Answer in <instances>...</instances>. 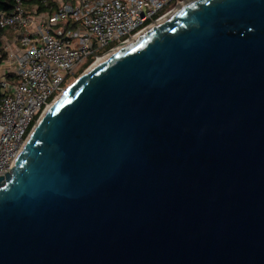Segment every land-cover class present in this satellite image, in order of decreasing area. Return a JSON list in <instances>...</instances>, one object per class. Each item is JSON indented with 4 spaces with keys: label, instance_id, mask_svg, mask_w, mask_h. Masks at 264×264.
Wrapping results in <instances>:
<instances>
[{
    "label": "water",
    "instance_id": "95a60500",
    "mask_svg": "<svg viewBox=\"0 0 264 264\" xmlns=\"http://www.w3.org/2000/svg\"><path fill=\"white\" fill-rule=\"evenodd\" d=\"M0 264H264V0H192L66 87L0 177Z\"/></svg>",
    "mask_w": 264,
    "mask_h": 264
},
{
    "label": "built area",
    "instance_id": "2783aa9c",
    "mask_svg": "<svg viewBox=\"0 0 264 264\" xmlns=\"http://www.w3.org/2000/svg\"><path fill=\"white\" fill-rule=\"evenodd\" d=\"M26 1L18 0L10 15L0 14V29L12 33L1 38L0 177L87 58L93 57L90 67L192 0H45L44 11Z\"/></svg>",
    "mask_w": 264,
    "mask_h": 264
},
{
    "label": "trees",
    "instance_id": "16d2710c",
    "mask_svg": "<svg viewBox=\"0 0 264 264\" xmlns=\"http://www.w3.org/2000/svg\"><path fill=\"white\" fill-rule=\"evenodd\" d=\"M17 1L18 0H0V14H6V15H10L14 10H15V7L17 5ZM45 0H28L26 1L29 5L30 4H38L39 5V8L38 10L39 11H44L45 8L43 6V2ZM11 32L9 31H5V30H2L0 29V62H2L4 59H5V56L6 54L4 53V51L2 50V43H1V38L6 35V36H9ZM90 64V62L85 66V67H82L83 68H86L88 65ZM81 69V70H82ZM1 93H0V102H1Z\"/></svg>",
    "mask_w": 264,
    "mask_h": 264
},
{
    "label": "rangeland",
    "instance_id": "374dc122",
    "mask_svg": "<svg viewBox=\"0 0 264 264\" xmlns=\"http://www.w3.org/2000/svg\"><path fill=\"white\" fill-rule=\"evenodd\" d=\"M27 8V7H26ZM11 32V31H10ZM9 37H12V33H10L9 34ZM115 46V44H112V45H110V46H108V47H105V48H101V49H98L96 52H95V54L96 55H101V54H103V53H105L106 51H108L110 48H112V47H114ZM114 50V49H113ZM112 50V51H113ZM102 57H104V56H102ZM5 60V59H4ZM93 60V57L91 56V57H89V58H87L86 60H85V63H84V65L82 66V67H85L90 61H92ZM4 66L6 65V64H3ZM81 67V68H82ZM91 67V66H90ZM89 67V65L86 67V68H83L82 70H81V68L78 70V71H76L72 76H68L67 78H66V80H65V82H64V84H63V86H66L67 85V87L72 83V82H74L78 77H80V76H82L83 74H85L86 73V71L90 68ZM73 77V78H72ZM66 88V87H65Z\"/></svg>",
    "mask_w": 264,
    "mask_h": 264
},
{
    "label": "bare ground",
    "instance_id": "6f19581e",
    "mask_svg": "<svg viewBox=\"0 0 264 264\" xmlns=\"http://www.w3.org/2000/svg\"><path fill=\"white\" fill-rule=\"evenodd\" d=\"M172 16V15H171ZM171 16H169V17H171ZM168 17V18H169ZM168 18H165V19H163L160 23H163L164 21H166ZM150 29V28H149ZM148 30V29H147ZM146 30V31H147ZM142 33H144V32H142ZM142 33H140L139 35H137L135 38H133V39H130L129 41H127V42H125L124 44H122L120 47H122V46H124V45H128V44H130L132 41H134L136 38H138L140 35H142ZM117 49V48H116ZM115 51V49L113 50V51H111V52H109L108 54H106L104 57H99L95 62H93V64L91 65V67L86 71V73L90 70V69H93V68H95V67H97L100 63H102L103 61H105L110 55H112V53ZM84 75V74H83ZM82 75V76H83ZM81 76V77H82ZM50 105L51 104H49L48 105V107H47V109H49V107H50ZM47 109L45 110V112L43 113V115L41 116V117H43L44 115H45V113H46V111H47ZM38 122V121H37Z\"/></svg>",
    "mask_w": 264,
    "mask_h": 264
}]
</instances>
